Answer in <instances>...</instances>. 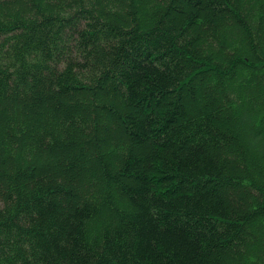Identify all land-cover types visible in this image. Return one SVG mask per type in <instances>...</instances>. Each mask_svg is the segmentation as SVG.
Returning <instances> with one entry per match:
<instances>
[{
	"label": "trees",
	"instance_id": "16d2710c",
	"mask_svg": "<svg viewBox=\"0 0 264 264\" xmlns=\"http://www.w3.org/2000/svg\"><path fill=\"white\" fill-rule=\"evenodd\" d=\"M0 264H264V0H0Z\"/></svg>",
	"mask_w": 264,
	"mask_h": 264
}]
</instances>
